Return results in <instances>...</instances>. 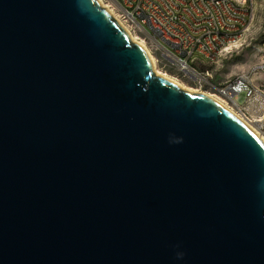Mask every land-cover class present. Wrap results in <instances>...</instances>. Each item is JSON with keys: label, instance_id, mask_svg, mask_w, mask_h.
Here are the masks:
<instances>
[{"label": "water", "instance_id": "1", "mask_svg": "<svg viewBox=\"0 0 264 264\" xmlns=\"http://www.w3.org/2000/svg\"><path fill=\"white\" fill-rule=\"evenodd\" d=\"M0 264H264V142L100 0H0Z\"/></svg>", "mask_w": 264, "mask_h": 264}, {"label": "built area", "instance_id": "2", "mask_svg": "<svg viewBox=\"0 0 264 264\" xmlns=\"http://www.w3.org/2000/svg\"><path fill=\"white\" fill-rule=\"evenodd\" d=\"M103 1L128 27L148 33L169 67L192 79L198 87H212L213 95L243 120L259 131L264 129V123H250V116H261L264 109V85L255 80L264 76V59L219 87L213 84L212 73H203L204 65L222 60L216 59V51H223L225 59L232 55V48H237L238 38L250 34L249 25L255 22L250 1ZM213 41H220V49H213Z\"/></svg>", "mask_w": 264, "mask_h": 264}, {"label": "rangeland", "instance_id": "3", "mask_svg": "<svg viewBox=\"0 0 264 264\" xmlns=\"http://www.w3.org/2000/svg\"><path fill=\"white\" fill-rule=\"evenodd\" d=\"M255 1L257 7V18L254 31L247 44L238 52H235L233 55L228 56L227 58L222 59L215 65L211 66V71L214 76L212 82L217 87L223 86L235 76L247 72L252 65L261 62L264 59V0ZM116 17H118L117 14ZM128 29L133 34L135 39L139 43H142L149 50L150 54L156 61L158 70L161 73L176 80L186 88L200 92H206L210 95L214 94L215 90L212 87H198V85L192 79L183 76V74H180L175 68L169 67L166 62L163 61L161 52L154 46L148 33L134 27H128ZM256 78H258L256 79L258 82L264 84V76L261 78ZM243 102L244 96H241L240 103ZM225 105L228 106L227 104ZM260 132L264 136V129Z\"/></svg>", "mask_w": 264, "mask_h": 264}, {"label": "bare ground", "instance_id": "4", "mask_svg": "<svg viewBox=\"0 0 264 264\" xmlns=\"http://www.w3.org/2000/svg\"><path fill=\"white\" fill-rule=\"evenodd\" d=\"M103 4V6L110 12V14L112 15L113 18H115L118 23L121 25V27L129 34V37L131 39V41L138 43L142 48H144L146 50V52L148 53L152 64H153V68H154V72L156 73V75H158L159 77L166 79L168 81H171L173 83H176L178 86L182 87L183 89H185L186 91L197 95V96H201L207 100H210L211 102L215 103L216 105L222 107L224 110H226L227 112H229L230 114H232L234 117H236L237 119H239L244 125H246L250 130H252L263 142H264V136L262 135V133L256 129L253 125L249 124L248 122H246L245 120H243L236 112H234L232 109H230L228 106H226L223 101L221 102L220 99H218L217 97L210 95L206 92H200V91H196V90H192L189 88L184 87L183 85H181L180 83H178L176 80L170 78L169 76L161 73L157 66H156V61L155 59L152 57V55L150 54L149 50L142 44L139 43L135 37L133 36V34L130 32V30L128 29V26L126 24L123 23V21L119 20L118 17H116L115 12H113L112 10H110V8L108 6H106V4L104 3L103 0H100ZM243 1H250V10H255V3L254 0H243ZM254 31V25H249V33L250 34H244V37H239L238 41H237V48H232V55L235 52H238L240 50V48H243L247 42L249 41V39L251 38V35ZM263 48H264V43H263ZM213 49H220V41H213ZM216 59H223V51H216ZM211 66L212 65H204L203 66V73H212L211 71ZM250 123H264V109H261V116H250Z\"/></svg>", "mask_w": 264, "mask_h": 264}, {"label": "crops", "instance_id": "5", "mask_svg": "<svg viewBox=\"0 0 264 264\" xmlns=\"http://www.w3.org/2000/svg\"><path fill=\"white\" fill-rule=\"evenodd\" d=\"M254 3H255V22H254V28H255V23H256V18H257V7H256V1L254 0ZM219 62V61H218ZM217 62V63H218ZM216 64V63H215ZM215 64H213V65H215ZM256 80V79H255ZM256 82L257 83H260V82H258L257 80H256ZM260 84H263V83H260ZM264 85V84H263Z\"/></svg>", "mask_w": 264, "mask_h": 264}]
</instances>
